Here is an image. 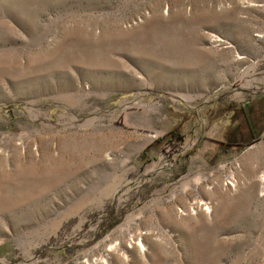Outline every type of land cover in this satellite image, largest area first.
I'll return each instance as SVG.
<instances>
[{
	"label": "rangeland",
	"instance_id": "374dc122",
	"mask_svg": "<svg viewBox=\"0 0 264 264\" xmlns=\"http://www.w3.org/2000/svg\"><path fill=\"white\" fill-rule=\"evenodd\" d=\"M262 178L264 0H0V264H264Z\"/></svg>",
	"mask_w": 264,
	"mask_h": 264
},
{
	"label": "bare ground",
	"instance_id": "6f19581e",
	"mask_svg": "<svg viewBox=\"0 0 264 264\" xmlns=\"http://www.w3.org/2000/svg\"><path fill=\"white\" fill-rule=\"evenodd\" d=\"M260 183L263 185V183H264V179H263V178L260 179ZM232 186L234 187V185H232ZM232 186H231V187H232ZM207 206H208V205H207ZM195 209H196V210H193L191 215H196L198 211H203V213H204L205 215H207V216L210 215V209H209V207H205V208H199V207H196ZM137 243H138V242H137ZM138 244H139V243H138ZM140 248H142L141 245H140Z\"/></svg>",
	"mask_w": 264,
	"mask_h": 264
},
{
	"label": "trees",
	"instance_id": "16d2710c",
	"mask_svg": "<svg viewBox=\"0 0 264 264\" xmlns=\"http://www.w3.org/2000/svg\"><path fill=\"white\" fill-rule=\"evenodd\" d=\"M241 114L243 115L244 122H245V124H246V126H247L249 132L251 133V129H250V126H249V123H248L247 117L245 116L243 110H241Z\"/></svg>",
	"mask_w": 264,
	"mask_h": 264
},
{
	"label": "crops",
	"instance_id": "0c3cea01",
	"mask_svg": "<svg viewBox=\"0 0 264 264\" xmlns=\"http://www.w3.org/2000/svg\"><path fill=\"white\" fill-rule=\"evenodd\" d=\"M242 116H243V115H242ZM243 120H244V119H243ZM244 124H245V123H244ZM250 129H251V128H250ZM247 131H248V133H250L249 130H248V128H247Z\"/></svg>",
	"mask_w": 264,
	"mask_h": 264
}]
</instances>
